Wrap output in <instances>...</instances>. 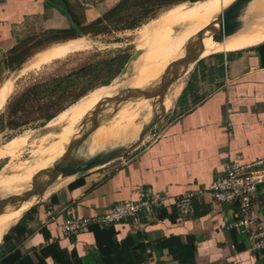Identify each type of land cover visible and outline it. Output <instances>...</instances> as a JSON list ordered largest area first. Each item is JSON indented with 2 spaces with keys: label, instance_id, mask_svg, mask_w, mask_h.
Returning <instances> with one entry per match:
<instances>
[{
  "label": "crops",
  "instance_id": "0c3cea01",
  "mask_svg": "<svg viewBox=\"0 0 264 264\" xmlns=\"http://www.w3.org/2000/svg\"><path fill=\"white\" fill-rule=\"evenodd\" d=\"M121 1L0 0V62L39 35L71 36L39 45L16 69L56 43L80 39L72 33L104 21ZM246 39L199 49L168 86H180L173 104L133 150L65 178L40 199L41 191L30 196L22 210L2 205L0 223L7 224L0 264H264V249L251 250L233 226L235 205L214 201L208 191L227 158L246 163L264 157V30ZM20 189L9 195L28 192ZM141 191L162 193L164 204L148 215L62 232L65 217L103 213ZM186 192L193 193L194 214L181 218L174 202ZM252 206L264 222V182Z\"/></svg>",
  "mask_w": 264,
  "mask_h": 264
},
{
  "label": "rangeland",
  "instance_id": "374dc122",
  "mask_svg": "<svg viewBox=\"0 0 264 264\" xmlns=\"http://www.w3.org/2000/svg\"><path fill=\"white\" fill-rule=\"evenodd\" d=\"M233 1L219 0L217 5L223 6L222 9H224ZM178 2L184 7L188 6L184 5V2L190 3L189 0H126L121 9L113 12L108 19L91 25L84 33H77L78 37H81L78 40H71L65 45L56 43L57 47L38 55L35 59L29 60L25 65L16 69L22 64L18 63L32 55L39 45L40 48H43L52 42L55 43L71 36L70 33L64 35L56 33L54 37L39 35L24 42L18 52L0 62V94L5 93V100L0 106V145L17 135H24L26 142L22 144L20 150H17V153L0 158V188L5 187L11 178L26 173L33 163H36L34 167L38 170L56 164L55 162L59 161L65 153L66 145H75L70 141L82 135L92 125L91 112L93 111L79 119L75 118L74 111L82 103L97 104L103 108L97 113V129L82 143L77 144L80 145L79 147L69 150L65 161L67 165L77 167L81 161H86L97 154L121 148L115 152L118 154L122 150L134 147L143 133V139L139 143L141 144L149 133L144 134V130L173 104L174 94L180 87L179 85L167 87L165 93L158 96V100H151L159 91L166 76L148 89H145L147 84L144 85V83L141 86H133L132 79L139 75L145 64L163 61L166 63L167 75L175 74L179 77L181 76L179 74L192 61L194 48L186 58L185 64L179 66L182 51L179 53L178 59L172 62L174 64L171 61L174 60L179 50L189 42L190 38L196 36L199 38L201 46H197L198 50L203 49L204 46L210 47V45L213 48H220L226 44L230 46L244 44L247 37L250 40L252 34L264 30V0H251L241 12V16L250 18L249 21L241 22L238 29L226 36V39L215 40L214 37L218 32L214 33L215 35L207 32L197 33L200 29L208 26H216V30L219 31V16L215 14L205 24L159 44L154 50L149 48L150 41V44L147 43L145 48L143 46L142 52H138L142 43L147 40L152 22L160 15L159 13ZM190 5H196L199 13L207 8L204 1ZM154 17L156 18L151 21ZM52 38L55 40L51 41ZM132 55H135V58H131ZM170 65H174V68L170 69ZM10 66L15 69L11 70ZM63 76L66 79L60 86L56 81H52L53 78ZM37 83L43 84V87H38V89H42L36 96L39 98L35 99L36 101L32 104L23 106V119L28 120L21 122L16 128L7 126L6 122L9 120L7 107L19 98L28 87ZM129 87L142 88V92L118 105L110 103V101L99 103L107 92L115 90L117 96ZM31 96L33 93L30 94ZM55 112L54 116L63 115L62 120L52 131L43 132L50 120H45L44 115ZM61 134L65 135L61 138ZM81 166L83 163L79 167ZM76 174L68 171L65 174L60 173L61 176L47 188L50 189L65 178H71ZM40 178L42 176L29 179L25 183L26 185L24 184L25 187H22L23 190L32 191ZM31 196H34V193ZM10 197L12 196L0 194V202L5 199L0 203V207L2 205L10 207L11 205L18 211L22 210L24 205L31 200V197H23L24 201L21 202L22 198L20 197L13 196L12 199H9ZM17 198L19 199L15 201ZM6 224L7 222L0 223V237Z\"/></svg>",
  "mask_w": 264,
  "mask_h": 264
},
{
  "label": "built area",
  "instance_id": "2783aa9c",
  "mask_svg": "<svg viewBox=\"0 0 264 264\" xmlns=\"http://www.w3.org/2000/svg\"><path fill=\"white\" fill-rule=\"evenodd\" d=\"M263 182L264 157L246 163L238 158H227L223 163V174L213 179L208 186L214 201L235 205L233 226L246 237L251 250L264 249V222L255 215L252 206L258 185ZM164 202L165 196L160 192L141 191L137 199H125L97 215H69L63 219L61 230L71 235L90 226H106L142 214L148 215L153 207L161 206ZM174 209L178 217L192 216L193 193L186 192L178 197Z\"/></svg>",
  "mask_w": 264,
  "mask_h": 264
},
{
  "label": "bare ground",
  "instance_id": "6f19581e",
  "mask_svg": "<svg viewBox=\"0 0 264 264\" xmlns=\"http://www.w3.org/2000/svg\"><path fill=\"white\" fill-rule=\"evenodd\" d=\"M199 1H202V0H197L194 2H190V3L184 2L185 3L184 5H186V6L188 5L187 7L181 6L180 4H176L172 7H170L169 9H167L166 11L161 12L160 15L152 22V27L150 28L151 31L147 34V40H145L142 43L141 47L138 49V52L139 51L142 52L143 46L145 48L147 43L150 44V41H151V44H150L149 48L150 49L153 48V50H154L159 44L165 43V42L169 41L170 39L174 38L175 36H177L183 32L190 31V30L200 26L201 24H205L206 21H209L213 15L217 14V16H220V13L223 10L222 9L223 6L217 5V4H219V0H204L205 4L207 5V8H204L201 13H199L198 10L196 9V5H189V4L199 2ZM263 7H264V5H263ZM239 18H240V20H239L240 23L244 22V21L248 22L250 19L249 17L244 18L241 15H239L238 19ZM181 24H184V25H181ZM216 28H217L216 26H208V27L200 29V31L197 33L200 34L202 32L203 33L207 32V33L215 35L214 33L218 32V30H216ZM200 45H201V43H200L199 38L197 36L190 38L189 42H187L185 44L184 48H181L179 50V52L177 53V55H175L174 60L172 62H175L178 59L179 53L182 51V54L180 56L179 66L185 64L187 62L186 58L190 55L193 48H194V51L192 54H193V56H195L197 51H198V47H196V46H200ZM210 47H211V45H210ZM149 48H148V51L150 50ZM195 48H197V50H195ZM172 64H174V63H172ZM171 68H174V65L171 66L170 69ZM165 76H166V78L163 81V83L160 85L159 91L151 99V100H158L159 97L162 95V93L163 94L165 93L166 88L170 85V83L178 76L175 74L169 75V76L167 75V67H166L165 62H163V61L148 62L147 64H145L143 66V68L141 69V72L139 73V75L137 77L135 76V78L132 79L133 80L132 85L133 86H136V85L141 86L142 83H144V85L147 84L145 89H148L152 84H154L155 82H157L159 80L161 81V79H163ZM137 89L142 90V88H137ZM118 92H121V91H118ZM4 94H0V106L3 104V102L5 100ZM116 94L117 93L115 90L114 91L112 90L111 92H107L101 98L99 103H104V102L107 103V101L113 100L112 99L113 97L115 99ZM96 107H98L97 104L82 103V104L78 105L76 110L74 111L75 118L79 119L81 117H84L85 115H87V113L94 111V109ZM62 118H63V115H60V116L57 115V116L51 118L46 125V128H45L46 130H44L43 132L47 133L49 131H52L54 129V127L58 123H60ZM31 135H35V134H31ZM64 135L65 134H63V135L61 134L60 137L62 138ZM24 137H25L24 135H17L15 137H13L12 139H10L9 141H7L6 143L0 145V158L17 153V150H20V147L25 142ZM33 138H34V136H33ZM51 142H54V141H51ZM55 147H56V145H55ZM51 149H53V148H51ZM58 162L59 161H57L55 163H58ZM35 164L36 163H33V166L30 167L26 173H23L19 176L13 177L10 180H8L9 182L5 185V187L0 188V194L9 195L10 193L18 191V189H20L26 183L27 180L33 178L35 173H37L38 168L34 167ZM15 175H17V174H15ZM61 175H63V174H61ZM61 175H58L57 177H59ZM47 178L45 175H43L42 178H40L39 182L36 183L37 186L35 185L34 186L35 188H33L32 191H34L35 189H38V187H40L39 184H42ZM2 182H4V181H2ZM3 184H2V186H3ZM39 192H40L39 190H35L34 197L39 196ZM41 195H42V192H41L40 196ZM1 196H3V195H1ZM40 196H39V198H40ZM12 198H13V196L10 197L9 199H12ZM18 199L19 198H17L15 201H17ZM3 201H1L0 203H2ZM22 201H24L23 198L21 199V202ZM28 205H30V204H26L24 206L26 207ZM5 217H9V214Z\"/></svg>",
  "mask_w": 264,
  "mask_h": 264
},
{
  "label": "water",
  "instance_id": "95a60500",
  "mask_svg": "<svg viewBox=\"0 0 264 264\" xmlns=\"http://www.w3.org/2000/svg\"><path fill=\"white\" fill-rule=\"evenodd\" d=\"M197 0H189V2H194ZM249 2H251V0H234L230 5H228L227 7H225L222 12L220 13L219 16V21H218V25H219V31L217 33V35H215L214 39L215 40H222L224 39L226 36L231 35L232 33H234L238 27H239V20L238 17L239 15H241V12L243 11V9L245 7H247V5L249 4ZM131 58H135V55H132ZM130 58V59H131ZM200 59V58H199ZM198 60V59H197ZM196 60V61H197ZM142 92L141 90H138L137 88H126L122 93H120L119 95L115 96L112 98L113 100H110V103H116L117 105L123 101H127L129 100V98L138 95V93ZM112 101V102H111ZM109 103V104H110ZM103 107L98 106L95 108V110L92 113V125L91 127L85 131L82 135H80L77 138H74L70 141L71 144H75V145H66V151L65 153L61 156L60 160L58 163L53 164L47 168H43L41 170H38L37 173H35L34 177L37 176H47L48 178L42 183L39 184L40 187H38V189L35 190H39L42 192V194L44 193V191L46 190V188L55 180L57 179L58 175L60 173H66L67 171L73 172V173H77L76 175H80L83 174L85 172H87L88 170L96 167V166H100L101 164H105L115 158L124 156L126 153L130 152L131 150H133L143 139L142 136L143 133L140 135L139 137V141L135 144V146L127 148L125 150H122L121 152H119L118 154H116V151H119V149L121 148H117V149H113V150H108L106 152L97 154L91 158H89L86 161H81L80 163H83V166L79 167H72V165H67V163H65L66 161V156L69 152V150L73 147H79L80 145H77L79 143H82L85 139H87L90 134L97 129L98 127V122H97V113H99V111L102 109ZM165 113V112H164ZM164 113L158 118L156 119L153 123H151L145 130H144V134H146L147 132H149L153 126L161 119V117L164 115ZM34 191H30L27 193H21V194H16L17 197L20 198H30L31 194L35 192ZM31 207V206H30Z\"/></svg>",
  "mask_w": 264,
  "mask_h": 264
},
{
  "label": "trees",
  "instance_id": "16d2710c",
  "mask_svg": "<svg viewBox=\"0 0 264 264\" xmlns=\"http://www.w3.org/2000/svg\"><path fill=\"white\" fill-rule=\"evenodd\" d=\"M125 2H126V0H122L109 13L115 12L116 10H120L122 5ZM108 18H109L108 14L104 16V19H108ZM101 21L102 20L99 19V20L95 21L94 23H92L91 25L101 23ZM85 31L86 30L83 27H81V32L84 33ZM73 37H78V35L75 32H73ZM18 64L20 65L21 62ZM10 67H11L10 68L11 70L15 69V67H12V66H10ZM65 79H66V77L63 76V77L53 78L52 81H56L57 85L60 86L61 84L64 83ZM42 85H41V83H37V84H33L32 86L28 87L19 98H17L14 102H12L7 107V110H6L7 111V117L9 118V120L6 122L7 126H9V127L12 126V127L16 128L17 126H19V124L21 122H25L26 120H28V119H23V116H24L23 106L24 105L26 106L28 104H32L33 102L36 101L35 99L39 98L36 96H38V94L40 93V90H42V89H38V87H40ZM31 93H33V96L30 97ZM58 108H60V107H58ZM56 112L55 113H47L46 115H44V119L45 120L51 119L56 114Z\"/></svg>",
  "mask_w": 264,
  "mask_h": 264
}]
</instances>
